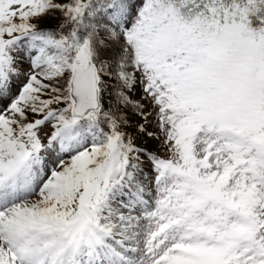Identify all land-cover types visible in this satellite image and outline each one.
<instances>
[{
    "label": "snow or ice",
    "instance_id": "snow-or-ice-1",
    "mask_svg": "<svg viewBox=\"0 0 264 264\" xmlns=\"http://www.w3.org/2000/svg\"><path fill=\"white\" fill-rule=\"evenodd\" d=\"M0 264H264V0H0Z\"/></svg>",
    "mask_w": 264,
    "mask_h": 264
}]
</instances>
